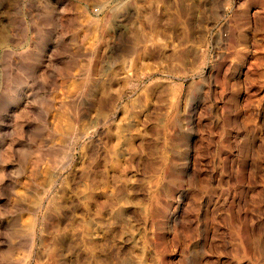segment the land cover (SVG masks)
<instances>
[{"label":"rangeland","instance_id":"obj_1","mask_svg":"<svg viewBox=\"0 0 264 264\" xmlns=\"http://www.w3.org/2000/svg\"><path fill=\"white\" fill-rule=\"evenodd\" d=\"M0 264H264V0H0Z\"/></svg>","mask_w":264,"mask_h":264},{"label":"bare ground","instance_id":"obj_2","mask_svg":"<svg viewBox=\"0 0 264 264\" xmlns=\"http://www.w3.org/2000/svg\"><path fill=\"white\" fill-rule=\"evenodd\" d=\"M174 119H175V117H174ZM173 121V120H172Z\"/></svg>","mask_w":264,"mask_h":264}]
</instances>
